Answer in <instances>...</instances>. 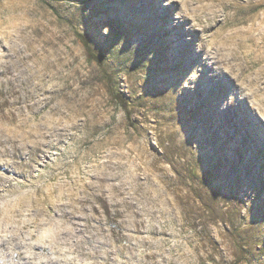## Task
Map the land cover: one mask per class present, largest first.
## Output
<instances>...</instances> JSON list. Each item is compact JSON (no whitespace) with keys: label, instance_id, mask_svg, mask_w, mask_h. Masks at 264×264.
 Wrapping results in <instances>:
<instances>
[{"label":"rangeland","instance_id":"1","mask_svg":"<svg viewBox=\"0 0 264 264\" xmlns=\"http://www.w3.org/2000/svg\"><path fill=\"white\" fill-rule=\"evenodd\" d=\"M7 77L49 92L54 135L9 175L0 239L46 264H264V0H0Z\"/></svg>","mask_w":264,"mask_h":264},{"label":"bare ground","instance_id":"2","mask_svg":"<svg viewBox=\"0 0 264 264\" xmlns=\"http://www.w3.org/2000/svg\"><path fill=\"white\" fill-rule=\"evenodd\" d=\"M15 79L7 77L8 88L0 91V196L12 186L9 175L31 176L34 164L39 159L49 158L47 154L54 135L52 120L50 122V117L44 115L45 111L50 113L52 109L49 105V92L42 89L41 94H36L38 99H35L32 88L23 91L21 86L15 84ZM42 100L44 105H40ZM42 110L43 113L40 114ZM35 115H39L41 120L37 121ZM47 163L45 161L44 165ZM58 224L67 232L71 226L74 227L75 222L60 209ZM32 238L33 234L30 232L25 239ZM91 240L89 238L88 242ZM11 246L15 248L11 249ZM1 249L3 254L0 264H46L48 261L36 260L37 250L45 249L44 244L25 242L16 233H11L9 238L0 239Z\"/></svg>","mask_w":264,"mask_h":264},{"label":"trees","instance_id":"3","mask_svg":"<svg viewBox=\"0 0 264 264\" xmlns=\"http://www.w3.org/2000/svg\"><path fill=\"white\" fill-rule=\"evenodd\" d=\"M86 43V42H85ZM86 45L88 46V43H86Z\"/></svg>","mask_w":264,"mask_h":264},{"label":"snow or ice","instance_id":"4","mask_svg":"<svg viewBox=\"0 0 264 264\" xmlns=\"http://www.w3.org/2000/svg\"><path fill=\"white\" fill-rule=\"evenodd\" d=\"M227 98H225V100H226Z\"/></svg>","mask_w":264,"mask_h":264}]
</instances>
